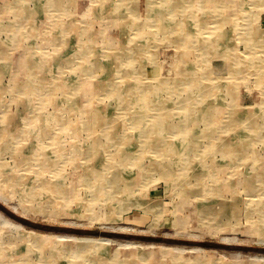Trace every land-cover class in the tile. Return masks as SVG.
<instances>
[{"label":"rangeland","instance_id":"1","mask_svg":"<svg viewBox=\"0 0 264 264\" xmlns=\"http://www.w3.org/2000/svg\"><path fill=\"white\" fill-rule=\"evenodd\" d=\"M59 1L66 3L65 10L67 5L69 6L67 13L60 17L63 18L66 29L68 25L71 27L69 34H72L70 37L72 46L61 43V34H55L54 23L55 25L60 23L50 16L54 11L41 9L42 6L45 8L47 0H0V171L2 168H8L15 173H11L10 184L7 180L0 178V214L3 215H0V218L2 217L0 219V253L3 264H99L102 258L105 259V264L119 262V264H264V185L260 187L256 185L257 187L248 193L245 191V186H240L239 182L249 177L256 182L257 176H254V173L264 171V139L259 136L264 134V48H262L264 47V0H203L204 2L196 3L191 7L185 5L184 1L187 0H183L184 6L173 9L179 10L175 16L180 22L178 31L186 33L182 41H179L177 32L164 31L160 23L153 25V22L148 19L147 12L150 7L156 12L159 10L168 12L163 7V0L151 2L150 0H122L126 4L120 0H112L107 5L105 2L101 4L100 0H95V3L93 0ZM170 10L173 12L172 9ZM131 11H135L136 15L131 14ZM171 12L169 11L170 14ZM114 14H116L115 19L111 18ZM55 15L58 18L59 15L57 13ZM121 15L126 16V21L131 20L125 32L121 29L123 22ZM203 19H206L205 22ZM251 27H255L254 30L258 28V34L252 33ZM16 29L18 32L16 31L15 34ZM247 36H250L253 42L244 41ZM226 37H229L228 41ZM90 39L96 44L93 45V52L89 53V58L84 56L83 62L78 59L79 61L73 65L66 63L62 65L63 69L60 67L61 71L58 66L50 62V58L56 52L65 53L70 46L75 52L81 41H85L88 45ZM14 40L15 42H12ZM209 40L213 43L216 52L211 56V60L203 61L205 58L203 50L207 49L205 47L210 43ZM66 42L68 43V39ZM2 46L7 48L4 50ZM97 49L99 52L95 53ZM110 51L113 52L115 59L103 60L102 71L95 74L97 69L93 67L96 65L91 63H95L98 58L102 61L105 59L104 54H110ZM134 51L138 53L136 58L133 55ZM224 51L227 53L225 54ZM180 52L182 55L186 54L181 59L184 61L183 75L187 76L185 82L187 80L191 87L184 84L178 85L165 95L162 93L159 82L168 80L173 83L177 80L178 71L172 67V63ZM25 54L32 55L41 68L36 71L37 75L33 74L32 86L28 89L31 90L40 78L45 82L55 78L57 84L55 89L50 88L48 91L40 88L42 93L39 97H35L27 94L16 84V81L18 83L23 81L24 76L14 71L16 66L13 67L12 61L14 58L22 59ZM84 62L93 69L94 74L80 79L79 73L82 69L79 65L85 64ZM141 62L143 75H136ZM234 62L239 70L241 62L247 63L249 66L246 68V73L234 76L236 78L228 75L226 66ZM250 62L263 63H260L262 65L260 68H255ZM154 65H158L157 70ZM73 70L78 74L72 72ZM230 70L233 71L232 66ZM261 70L263 72H260ZM236 71L238 70L235 69L233 72ZM256 71L260 74L257 75ZM112 73L114 76L111 80H116L117 83L121 84L124 79L128 85L135 81L136 84L142 82L144 86L150 87L151 95L154 94L153 98L156 102L162 101L164 97L167 98L166 103L171 106L169 107L171 111H167L168 129L166 131L161 128L163 131L161 133L164 140H167L166 144L174 145L172 153L167 151L168 153L164 152V155L160 152L155 156V148L150 154L142 150V144L138 139V141L135 140L136 134L138 137L137 128L133 127L129 121V117L135 115L134 108L130 110L129 107L125 108L121 105V100L111 99L105 89L100 94L93 93L91 96L85 94L89 83L103 84L108 75L112 76ZM155 73H158L159 80L154 79ZM70 81L78 82L79 85L76 84L78 90L76 87V90H73L74 84L70 86ZM237 86L238 89H236ZM105 87L108 89L107 85ZM15 92L18 94L16 95ZM190 98L191 104L186 103V100ZM129 99L135 106L137 103L134 102L135 98ZM36 106H40L39 109L47 116L59 114L60 110L69 111L71 107H76V110L83 109L84 113L95 112V109L101 108V117L114 118V120L107 122L104 127H98L94 135L99 138V141L113 145L104 143L108 149L105 152L97 151L87 160L82 159L84 157H75L76 149L86 144V140H89L91 136L88 127L86 131L77 130V133L74 130L77 126L81 128L78 123L85 119L81 111H71L73 115L67 116L65 122L67 126L69 124L70 130L61 126L54 132L50 130V133L42 134V136L26 135L20 129L21 125L26 124V120L32 117V110ZM167 109L168 107L164 108L161 105L152 107L150 112L156 116ZM192 111L195 113L191 116L193 119L207 115H209L208 118L212 116L216 118L212 117L215 121L211 118L212 121L208 123L202 119L197 122L200 132L206 131L209 135V138L204 137L199 149L208 153L210 157H206V160L202 156L201 162L196 166L202 169V177L205 179L201 183L193 184L191 181L185 184L182 183L184 182L182 169H186L183 164L185 157H180L178 154L179 147L184 145L183 140L186 141V139L176 130L178 126L182 128L183 121H179V115ZM217 114L219 116H216ZM9 116L14 118L10 121ZM236 117L240 121L234 123L233 119ZM186 123V128L191 126L190 122ZM252 124H255V128L258 127L255 131L252 130ZM7 125L11 129L6 130ZM262 127L263 130H261ZM186 128L183 130L185 134ZM6 132L17 135L6 136ZM105 132L109 135L108 139L103 136ZM221 138L236 143L239 155L232 154L223 158L220 155L223 149H218L216 153L213 150L214 144ZM114 142H119L120 145L115 146L117 143ZM40 146L43 149L56 146L58 148L47 149L49 150L47 153L53 156L54 154L63 155V157L54 160L55 166L52 162V165L44 168L45 161H42V156L33 155L36 152H33V149ZM175 152H177L176 155ZM23 155H32L33 159L30 162L23 161ZM109 155H112V158ZM106 162L107 174L115 172L117 175L116 177L108 176L109 180L104 187L105 194H99L102 195L101 197L93 188L95 181L96 185L100 183L98 178L97 180L92 178V182L89 183L90 180L84 181L80 177L84 169L93 165L101 166ZM116 162L118 165L112 168L111 164ZM206 162L210 164L209 171L206 170L209 166ZM252 168L255 172L251 171ZM186 170L184 171L190 178V169ZM218 176L221 180L213 184L212 180ZM117 177L120 178L118 182H116ZM55 185H59L58 187L64 185L68 190L61 192L62 189L56 188L54 191ZM192 188L194 190H191ZM37 191L39 193H36ZM183 191L187 194L183 195ZM190 192H193L194 196ZM223 204H226V208ZM143 205L150 206V209L147 208L148 211H144ZM32 233L42 238L46 237L47 251H51L54 247L61 249L65 245L75 243L76 239H60L57 234L92 237L96 251L91 249L87 251V248L78 249L83 252L82 258L75 254L64 253L62 256L46 258V263L41 261L42 254L37 245H33L37 248L30 246L34 249L32 252L24 251L25 242L29 241V237H24L34 235ZM233 240L234 242H231ZM99 245H101L100 249L97 247ZM71 248L76 247L71 246L67 250L70 251ZM75 251L77 252L76 249ZM90 251L92 253H89ZM90 256L93 258L89 259Z\"/></svg>","mask_w":264,"mask_h":264},{"label":"bare ground","instance_id":"2","mask_svg":"<svg viewBox=\"0 0 264 264\" xmlns=\"http://www.w3.org/2000/svg\"><path fill=\"white\" fill-rule=\"evenodd\" d=\"M101 1V4L103 3V2H105V5H107V4H110L111 3V1L112 0H100ZM120 1H122V0H120ZM152 0H150V2H151ZM215 1V0H214ZM213 1V2H214ZM218 1V0H217ZM223 1V0H222ZM96 1L95 0H93V3H95ZM98 2V1H97ZM122 2H124L125 4H126V2L125 1H122ZM163 2H164V5H163V7L165 8V10L166 11H168V12H164V11H154L151 7H150V10L147 12L148 13V19L149 20H151V22H153V25H159V23H160V25H161V27H163L164 28V31H167V32H177V35H178V38H179V41H182V40H184V35L186 34L185 32H184V30H183V32L184 33H181V32H179L178 31V29H179V26H180V22L179 21H177V19L175 18V16L177 15V13L176 12H179V10L178 11H174L173 9H175V8H181L182 6H184V2H185V5L187 4L188 6H192V5H195L196 3H201V2H204L203 0H187V1H184L183 2V0H163ZM182 2H183V4H182ZM149 3V2H148ZM216 4V3H215ZM256 4V3H255ZM66 3H63L62 1H57V0H47V2H46V6H45V8H44V6H42V10L44 9L45 11L47 10V11H49V9H51V10H53L54 12H53V14H50V16H52V17H54V19L55 20H57V21H59V23L60 24H56L55 25V23H54V29H55V34L56 33H58V34H61V43H63L64 45L66 44V46L68 45H70L71 44V46H72V42H70V37H71V35L72 34H69L70 33V30L69 29H71V27L68 25L67 26V29H68V32H67V29H66V27L63 25V22H64V20H63V18L62 17H60L61 15H64L65 13H67V9H68V5H67V11L65 10V8H66ZM120 5H122V4H120ZM153 5H154V3H153ZM222 5V4H221ZM259 5H261V4H259ZM159 6V5H158ZM204 6V5H203ZM207 6V5H206ZM224 6H226V5H224ZM224 6H222V7H224ZM40 7V6H39ZM9 8V7H8ZM156 8V6L154 7V9ZM157 8H159V7H157ZM204 8V7H203ZM170 9H172L173 10V12H171V10ZM206 9V8H205ZM221 9V8H220ZM219 9V10H220ZM9 10V9H8ZM157 10V9H156ZM2 11V10H1ZM169 11L171 12V14L169 13ZM3 12V11H2ZM115 11H113V13H114ZM117 12V11H116ZM188 12V11H187ZM216 12H217V10H216ZM50 13V12H49ZM57 13V15H59L58 16V18H56L55 16V14ZM90 13V12H89ZM100 13V12H99ZM99 13H97V14H99ZM191 13V12H190ZM112 14V13H111ZM131 14H134V15H136V12L135 11H131ZM170 14V15H169ZM249 14V13H248ZM4 15V14H3ZM49 15V14H48ZM223 15H224V13H223ZM47 16V15H46ZM95 16V15H94ZM219 16H221L220 14H219ZM202 17V16H201ZM1 18H3V17H1ZM94 18V17H93ZM111 18H116V14H114V16L112 15V17ZM121 18L123 19L122 21V23H121V29H122V31H126V27H127V25H129V24H131L130 22H131V20L130 21H126L127 19H126V16H122L121 15ZM224 19L226 18V17H223ZM49 19V18H48ZM62 19V20H61ZM53 20V19H52ZM54 20V21H55ZM61 20V21H60ZM188 20V19H187ZM186 20V21H187ZM204 20V19H203ZM206 20V19H205ZM205 20H204V22H205ZM220 20H222L223 21V19H220ZM227 20V19H226ZM82 21V20H81ZM185 21V22H186ZM229 21V20H228ZM231 21V20H230ZM47 22V21H46ZM53 22V21H52ZM83 22V21H82ZM188 22V21H187ZM193 22H194V20H193ZM202 22V21H201ZM5 23V22H4ZM51 23V22H50ZM220 23V22H219ZM205 24H207V23H205ZM222 24V23H221ZM224 24V23H223ZM226 24V23H225ZM22 24H20V26H21ZM1 26V25H0ZM118 26V25H117ZM184 26V25H183ZM186 26H188V25H186ZM208 26V25H207ZM14 27H15V25H14ZM130 27V26H129ZM220 27V26H219ZM8 28H10V27H8ZM90 28V27H89ZM200 28V27H199ZM254 28L255 27H251V29H252V33L253 32H255V33H257L258 34V32H259V29L258 28H256L255 30H254ZM75 30V29H74ZM120 30V29H119ZM181 30H182V28H181ZM190 30V29H189ZM254 30V31H253ZM11 31V30H10ZM17 31V29L16 30H14V32H15V34L18 32H16ZM89 31V30H88ZM237 31V30H236ZM79 32H80V30H79ZM229 32V31H228ZM249 32V31H248ZM25 33V32H24ZM88 33V32H87ZM181 33V34H180ZM225 33V32H224ZM254 33V34H255ZM190 34V33H189ZM222 34V33H221ZM247 34V33H246ZM251 34V33H250ZM257 34H255V35H257ZM261 34V33H260ZM93 35V34H92ZM224 35V34H223ZM248 35V34H247ZM43 36V35H42ZM69 36V37H68ZM98 36V35H97ZM227 36H228V33H227ZM26 37V36H25ZM76 37V36H75ZM88 37H90V36H88ZM93 37V36H92ZM100 37V36H99ZM256 37H258V36H256ZM264 37V36H263ZM97 38V37H96ZM218 38H219V36H218ZM227 38V37H226ZM251 37L249 36H247V38L244 40V41H249V40H251L250 39ZM67 39H68V43L66 42L67 41ZM101 39V38H100ZM195 39V38H194ZM224 39V38H223ZM228 39H229V37L227 38V41H228ZM17 40V39H16ZM18 40H19V38H18ZM149 40H151L150 38H149ZM193 41H195V40H193ZM210 41V40H209ZM252 41V40H251ZM12 42H15V40L14 41H12ZM53 42V41H52ZM89 42V44L87 45L86 43H85V41H81L80 42V45H78V49L75 51V52H73V48L70 46V49H68L65 53H62L61 51L60 52H56V50H55V52H56V54L55 55H53L51 58H50V62H52V63H54V66H58V69L61 71V69H60V67L62 68V65H64V64H66V63H68V65H73V63H76V62H78L79 60L78 59H81L82 60V62H83V60H84V56L86 57V58H89V53H92L93 51H92V49H93V45L94 44H96V43H94V41H92L91 39H90V41H88ZM202 42V41H201ZM212 42H214V41H212ZM243 42V41H242ZM253 42V41H252ZM7 43V42H6ZM23 43V42H22ZM217 43V42H216ZM1 44V43H0ZM53 44V43H52ZM188 44V43H187ZM204 44V43H203ZM234 44V43H233ZM247 44H248V42H247ZM3 45V44H2ZM14 45V44H13ZM23 45V44H22ZM48 45H49V43H48ZM118 45V44H117ZM228 45V44H227ZM238 45V44H237ZM244 45V44H243ZM250 45V44H249ZM74 46V45H73ZM213 43H211V41H210V43H208V45L205 47V48H207L206 50H203V51H205L204 52V55H205V58H203V61L204 60H211V56L216 52V50H215V48H213ZM48 47H50V46H48ZM110 47V46H109ZM121 47H122V45H121ZM187 47V46H186ZM203 47V46H202ZM2 48L4 49V48H7V47H5V46H2ZM26 48V47H25ZM192 48V47H191ZM189 49L190 51L193 49ZM201 48V47H200ZM199 48V49H200ZM204 48V49H205ZM224 48H225V45H224ZM227 48V47H226ZM234 48V47H233ZM262 48H264V47H262ZM218 49V48H217ZM230 49V48H229ZM5 50V49H4ZM132 50V49H131ZM184 50V49H183ZM201 50V49H200ZM199 50V51H200ZM220 50V49H219ZM7 51V50H6ZM112 51V50H111ZM110 51V54L109 53H107V54H104V56L103 57H105V59H102V61H100V59L98 58L96 61H95V63H91V64H93V65H96L95 67H93L94 69H97L96 71V73L95 74H97L98 72H100V71H102V69H103V66H102V63H104L103 62V60L104 61H107V60H111L112 58L113 59H115L114 58V55H113V52H111ZM185 51V50H184ZM202 51V52H203ZM13 52V51H12ZM25 52V51H24ZM34 52V51H33ZM42 52V51H41ZM97 52H99V50L97 49V51L95 52V53H97ZM189 52V51H188ZM222 53V52H221ZM224 53L226 54L227 53V51H224ZM228 53H229V50H228ZM240 53V52H239ZM2 54V53H1ZM23 53H21V55H22ZM235 54H237V53H235ZM3 55V54H2ZM2 55H1V57H2ZM8 55V54H7ZM26 55V54H25ZM24 55V56H25ZM94 55H96V54H94ZM133 55H134V58H136V57H138V53L137 52H133ZM186 55V54H185ZM185 55L183 54H181V52H180V54H177L176 56V59L174 60V62L172 63V67L174 68V69H176V71H178V78H176L177 80L175 81V82H168V80H166V81H160L159 82V85H161V89L163 90V92L162 93H165V95L166 94H168L169 93V91H171V90H173L174 89V87L175 86H178V85H180V86H183V84L185 85V86H187V87H191V85H190V83H188L187 82V80H186V82H185V79L187 78V76H185V75H183V70H184V68L182 67V64H183V60H181L182 59V57L184 56L185 57ZM194 55V54H193ZM215 55V54H214ZM221 55H223V54H221ZM231 55V54H230ZM4 56V55H3ZM23 56V58L21 59V58H14L13 59V61H12V65H13V67L14 66H16V68H15V70L14 71H16L17 73H19L20 74V76H24V80L23 81H20L19 83H18V81H16V84L19 86V87H21L22 89H24L25 91H26V93L27 94H32L33 96H35V97H39L40 95V93H42L41 92V89L40 88H42L43 90H50V88L51 89H53L54 87H55V85H56V87H57V84H56V82H55V78L52 80H48V81H43L42 80V78H40V79H38V81L35 83V85H34V87L30 90V89H28V88H30V86H32L31 85V82H33V80H32V77H34V75L33 74H35V75H37V72L36 71H38L39 69H41V68H39L40 66H39V64H37V61L34 59V57L32 56V55H26L27 57L25 58ZM20 57V56H19ZM98 57V56H97ZM231 57V56H230ZM6 58V57H5ZM4 58V59H5ZM196 58V57H195ZM220 58V57H219ZM218 58V59H219ZM236 58H238L237 56H236ZM252 58H250V60H251ZM49 60V59H48ZM194 60V59H193ZM214 60V59H213ZM258 60V59H257ZM236 61V60H235ZM45 62V61H44ZM85 64H80L79 66H80V69H82L81 70V73H79V75L81 76V78L80 79H82V77L84 78L85 76H87V77H89L90 75L92 76V74H94L92 71H93V69L92 68H89L88 67V64L86 63V62H84ZM238 63V62H237ZM251 63V62H250ZM253 63V66L255 67V68H260L262 65L260 64V63H263V62H252ZM251 63V64H252ZM1 64V63H0ZM4 64V63H3ZM10 64V63H9ZM16 64V65H15ZM152 64H154V63H152ZM176 64V65H175ZM236 63L234 62V63H229V66H226V71H227V74L229 75H231L233 78H236V77H234V76H238L239 74L240 75H243L244 74V72L246 73V71H247V66H249L247 63H240V70L239 69H237V67H236V65H235ZM51 65V64H50ZM141 65H142V62H141V64L138 66V68H137V71H136V75H139V74H142L143 75V72H142V68H141ZM171 65V64H170ZM233 67V71L236 69V70H238V71H236L235 73L233 72V71H231L230 69H231V66ZM158 65H154V67H156V70H157V67ZM168 66V65H167ZM143 67V66H142ZM177 67V68H176ZM204 67V66H203ZM211 67H213V66H211ZM13 68V69H14ZM55 68V67H54ZM146 68H150V67H148V66H146ZM253 68V67H252ZM56 69V68H55ZM63 69V68H62ZM160 69V68H159ZM196 69V68H195ZM208 69V68H207ZM249 69V68H248ZM71 70H72V68H71ZM210 70V69H209ZM11 71V70H10ZM104 71V70H103ZM146 71V70H145ZM169 71V70H168ZM175 71V72H176ZM185 71V70H184ZM241 71V72H240ZM13 72V71H12ZM72 72H75V70H73ZM174 72V71H173ZM173 72H172V74H173ZM250 72V71H249ZM255 72V71H254ZM256 72H258L257 73V75L258 74H260V72H263L262 70L259 72V71H256ZM28 73V74H27ZM48 73V72H47ZM46 73V74H47ZM206 73H208V72H206ZM226 73V72H225ZM251 73V72H250ZM75 74H78L77 72H75ZM128 74V73H127ZM157 74L158 73H155L154 74V76H156L154 79L155 80H159V76H157ZM189 74V73H188ZM212 74V73H211ZM252 74V73H251ZM51 75V74H50ZM49 75V76H50ZM196 75V74H195ZM200 75V74H199ZM216 75V74H215ZM254 75V74H253ZM27 76V77H26ZM79 76V77H80ZM109 77L108 78H106V80H105V82H106V84H105V82L103 83V84H99V83H89V88H88V91H85V94L87 95H92L93 93L96 95L97 93H99L100 94V92L103 90V89H105L106 90V92L108 93V95L110 96V98L111 99H114L115 101H116V99L117 100H121V105L122 106H124L125 108H127V107H129V109L130 110H132L133 108H134V111H135V115H134V117L132 116V117H129L130 119H129V121H130V123H132L133 124V127H135V128H137L136 129V132H138V137H137V134H136V136H135V140H139V142H140V144H142V150L144 149V151H146V152H148L149 154L150 153H152L153 152V150H154V148H155V151H154V154H155V156H157V154H159L160 152L161 153H163L164 154V152H166V153H168L167 151H170L171 153H172V151L171 150H173L175 147H174V145H168V144H166V141L164 140V137H163V135H162V133L161 132H163V131H161V128H164L166 131H167V129H168V125H167V122H168V115H167V111L169 112V111H171L170 110V108L169 107H171L170 105L168 106V104L166 103V101H168L167 100V98H163L162 99V101H160V100H158L157 102L156 101H154V94H152L151 95V88L150 87H146V86H144L143 85V83L142 82H139V83H137L136 84V82L134 81V83L132 82V84L131 85H128V83H127V81L126 80H124V79H122V81H121V84L120 83H117V81L116 80H114V81H112L111 80V77H113L114 76V73H112V76H110V75H108ZM128 75H126V77H127ZM190 76V75H189ZM193 76V75H192ZM211 76H213V74L211 75ZM53 77V76H52ZM86 77V78H87ZM172 77H173V75H172ZM227 77V76H226ZM240 77V76H239ZM263 77V76H262ZM23 78V77H22ZM72 78H77V77H72ZM165 78V77H164ZM202 78V77H201ZM204 78V77H203ZM202 78V79H203ZM209 78V77H208ZM213 78V77H212ZM219 78V77H218ZM217 78V79H218ZM18 79V78H17ZM37 79V78H36ZM140 79V77L138 78V80ZM169 79H171V78H169ZM213 80H215V79H213ZM212 80V81H213ZM203 81V80H202ZM239 81V80H238ZM242 81V80H241ZM75 81H70V86H71V84H74V86L72 87L73 88V90L75 89L76 90V88H77V90H78V87L76 86V84L78 83H74ZM190 82V81H189ZM204 82V81H203ZM218 82V81H217ZM264 82V81H263ZM63 83H65V82H63ZM207 83V82H206ZM239 83V82H238ZM194 84V83H193ZM60 85V84H59ZM77 85H79V84H77ZM85 85V84H84ZM107 85V87H108V89H106V86ZM195 85V84H194ZM208 85V84H207ZM216 85H217V83H216ZM239 85V84H238ZM200 86V85H199ZM198 86V87H199ZM218 86V85H217ZM12 87V86H11ZM16 87V86H15ZM64 87H66V86H64ZM63 87V88H64ZM76 87V88H75ZM84 87V86H83ZM211 87V86H210ZM1 88V87H0ZM70 89H71V87H69ZM79 88H80V86H79ZM85 88V87H84ZM262 88V87H261ZM260 88V89H261ZM12 89V88H11ZM20 89V88H19ZM55 89V88H54ZM57 89V88H56ZM81 89V88H80ZM86 89V88H85ZM194 89H195V87H194ZM236 89H238V86H237V88ZM259 89V88H258ZM12 90H14V89H12ZM28 90H30V92H28ZM62 90V89H61ZM191 90V89H190ZM189 90V91H190ZM264 90V89H263ZM20 91V90H19ZM237 91V90H236ZM72 92V91H71ZM14 93V92H13ZM12 93V94H13ZM191 93V92H190ZM199 93V92H198ZM203 93V92H202ZM212 93V92H211ZM217 93V92H216ZM15 94L17 95L18 93H16L15 92ZM22 95V94H21ZM24 95V94H23ZM201 96V95H200ZM31 97V96H30ZM43 97V96H42ZM130 97H132V98H135L134 99V102H137V103H135V106H134V104L133 103H131V100L129 99ZM193 98V97H192ZM58 99V98H57ZM194 99V98H193ZM236 99V98H235ZM29 100H30V98H29ZM192 99L190 98L189 100H186V103H189V104H191V101ZM21 101V100H20ZM234 101H236V100H234ZM263 101V100H262ZM27 102V101H26ZM54 103H55V101H53ZM170 102H171V100H170ZM35 103V102H34ZM160 105H159V104ZM165 104H167V106L165 105ZM184 104V103H183ZM195 104V103H194ZM263 104V103H262ZM27 105V104H26ZM41 105V104H40ZM73 105V104H72ZM162 105V107H164V108H167L168 107V109L167 110H165V112H161V113H158V114H156V116H153L152 114H151V112L150 111H152V107H158V106H161ZM37 107V106H36ZM34 108L33 110H32V113H33V115H32V117L30 118V119H28V120H26L25 122H26V124H24V125H21L22 127L20 128V129H22L21 131L22 132H24V133H26V135L27 134H36V136H42V134H48V133H50V130L51 131H55V129L56 128H60L61 126H63L66 130H70L71 128H69V124H68V126H67V124H66V119H67V116H69V117H71L73 114L71 113V111H81V114L85 117V119L86 118H88L87 120H85L84 118V120L83 121H81V123H78V124H80L81 125V128H78V126H77V128L76 129H74L75 130V132L77 131V130H84V131H86V130H90L91 131V136H90V138H89V140L87 139L86 140V144H83L80 148H77L76 149V154H74L75 155V157H84V158H82V159H85V160H87L89 157H91L93 154H96V152L97 151H101V152H105L108 148L106 147L107 145H109V146H111V145H113V144H111V143H105V141H99V138L98 137H95L96 135H94L95 133H96V129H98V127H104V125L105 124H107V122H110V121H113L114 120V118L113 119H107V117H101V114H102V111L100 110V109H95L94 111L95 112H92V111H90L89 113H84V111H83V109L82 110H76L77 108L76 107H71L70 108V110L69 111H64V110H60L61 112L59 113V114H53V115H49V116H47L46 114H45V112H42V110L41 109H39V107H37V108ZM92 108H94V107H92ZM203 108V107H202ZM205 108V107H204ZM203 108V109H204ZM124 109V108H123ZM172 109V108H171ZM184 109H185V105H184ZM194 109V108H193ZM199 109V108H198ZM206 109V108H205ZM211 109V108H210ZM68 110V109H67ZM124 110H126V109H124ZM158 110V109H157ZM160 110V109H159ZM187 110H190V109H187ZM56 112V111H55ZM158 112V111H157ZM185 112V111H184ZM200 112V111H199ZM28 113V112H27ZM31 113V114H32ZM219 113V112H218ZM193 114H195V113H193V111L192 112H187V113H185V114H180L179 115V121H183V123H182V128L180 127V126H178V128H177V132H179L180 134H181V136H183L184 137V139H186V141L185 140H183L184 141V145L183 146H181V147H179V154H178V156H183V157H185V158H183V160H184V162H183V164H184V166H186V169L185 168H183L182 170H183V175H184V178H183V181L184 182H182V183H188L189 184V182L191 183V181H192V183L194 184L195 182H203V179H205L204 177H202V169H199L198 167H196L197 165H198V163L199 162H201V159H202V156L206 159V157H210L209 155H208V153H204L203 152V150H201V149H199L201 146H202V141H203V139H204V137H208L209 138V135H207L206 134V131L203 133V132H200L201 130H199V128L197 127V125L199 124H197V122H200L201 121V119L203 120V121H205L206 123H208V122H211L212 120H211V118L212 117H214V118H216L215 116H212L211 118H208L209 117V115H207V116H204V117H199V118H191V116L193 115ZM213 114V113H212ZM244 114V113H243ZM257 114H258V112H257ZM198 115V114H197ZM240 115V114H239ZM26 116V115H25ZM194 116V115H193ZM216 116H219V114H217ZM259 116V115H258ZM29 117H30V115H29ZM28 117V118H29ZM64 117H66L65 119H64ZM198 117V116H197ZM237 117H239V116H237ZM236 117V119H233L234 120V123H237L238 121H240V119L239 118H237ZM9 119H10V121L14 118H12V117H8ZM214 118H212V119H214ZM263 119H264V116H263ZM23 120H24V118H23ZM20 121V120H19ZM214 121H215V119H214ZM213 121V122H214ZM186 122H190L191 124H189V125H191V126H187V128H186V125L185 124H187ZM262 122V121H261ZM264 122V121H263ZM228 123V122H227ZM254 125L255 124H252V130L253 131H255V129L256 128H258L257 126H256V128L254 127ZM8 127L6 128V130H9V129H11V127L9 126V125H7ZM67 126V127H66ZM264 126V125H263ZM87 127H88V129H87ZM180 127V128H179ZM189 127V128H188ZM220 127V126H219ZM219 127L217 128V129H219ZM260 127V126H259ZM172 128V127H171ZM184 128H186V134L185 133H183V130H184ZM210 128V127H209ZM222 128V127H221ZM3 129H4V126H3ZM15 129V128H14ZM6 130H3V131H6ZM175 130V129H174ZM214 130V129H213ZM261 130H263V127L261 128ZM176 131H174V132H176ZM203 131V130H202ZM21 132V133H22ZM220 132V131H219ZM2 133V132H1ZM77 133V132H76ZM201 133H203V134H201ZM3 134H4V132H3ZM14 134H16V133H7L6 132V136H14ZM206 134V135H205ZM213 134V133H212ZM17 135V134H16ZM25 135V134H24ZM111 135V134H110ZM202 135V136H201ZM103 136H105V137H107V139L109 138L108 136V133H104V135ZM172 136V135H171ZM260 136V138H263L264 139V134H261V135H259ZM19 137V136H18ZM17 137V138H18ZM170 137V136H169ZM41 138V137H40ZM111 138V137H110ZM194 138V139H193ZM20 139V138H19ZM131 139V138H130ZM166 139V138H165ZM178 139H180L179 137H178ZM17 140V139H16ZM22 140V139H21ZM137 140V141H138ZM217 140V139H216ZM227 139H225V138H221L220 140H218L215 144H214V151L216 152L218 149H223V150H221V151H223V152H219L220 153V155L223 157V158H226V156L228 155V156H231L232 154H234L235 156H238L239 155V150H238V147H237V145H236V143H232V142H229V141H226ZM40 141V140H39ZM263 141V140H262ZM89 142V143H88ZM174 142V141H173ZM21 143V142H20ZM41 143V142H40ZM104 143L105 144H107L106 146L104 145ZM114 143H117V142H114ZM119 143V142H118ZM115 144V146L116 145H120V143L119 144ZM171 143V142H170ZM208 144V143H207ZM210 144V143H209ZM156 145V146H155ZM166 145V146H165ZM208 146V145H207ZM206 146V147H207ZM25 147V146H24ZM50 148H58V147H50ZM50 148H47V149H50ZM167 148V149H166ZM46 148L45 149H43L41 146L39 147V148H35V149H33V152L34 151H36V152H34V154L33 155H36V156H42V161L44 162L43 164H45V166H44V168H46V166L47 165H52L51 163L53 162V165H54V160L55 159H57V158H62L63 157V155H56V154H54L55 156H53L52 154H48L47 153V151H49V150H47ZM208 149V148H207ZM25 150V149H24ZM31 150V149H30ZM46 150V151H45ZM166 150V151H165ZM143 151V152H144ZM175 151H177V150H175ZM200 151V152H199ZM40 152H42V154L40 153ZM215 152H214V155H215ZM23 153V152H22ZM28 153V152H27ZM36 153V154H35ZM44 153V154H43ZM139 153V152H138ZM141 153V152H140ZM176 153L177 152H175V155H176ZM217 153V152H216ZM31 154V153H30ZM37 154H39V155H37ZM72 154V153H71ZM134 154V153H133ZM212 154V153H211ZM66 155V154H65ZM113 155V154H112ZM112 155H109L111 158H112ZM131 155V154H130ZM165 155V154H164ZM163 155V156H164ZM219 155V156H220ZM32 155H30V156H28V155H23V157H22V160L23 161H27V162H30V160H32L33 158L31 157ZM114 156V155H113ZM132 156H135V155H132ZM154 156V155H153ZM162 156V155H161ZM162 156V157H163ZM167 156V155H166ZM66 157V156H65ZM109 157V158H110ZM126 157V156H125ZM129 157V156H128ZM127 157V158H128ZM136 157V156H135ZM170 157V156H169ZM68 158V157H67ZM80 158H79V160H80ZM158 158V157H157ZM36 159V158H35ZM65 159V158H64ZM114 159V158H113ZM167 159V158H166ZM231 159V158H230ZM53 160V161H52ZM110 160V159H109ZM115 160V159H114ZM132 160V159H131ZM207 160V159H206ZM107 162H108V160H106ZM135 161V160H134ZM18 162V161H17ZM107 162L104 164V165H101V166H97V167H95L96 165H93V166H91V167H88L87 169H84L85 171L83 172V175L80 177V178H82L81 180H84V181H88V180H90V182L89 183H91L92 181L91 180H93L92 178H94V179H96L97 180V178L99 179V181H100V183L98 184V185H96L95 184V182L93 183V188H95L96 190H97V195H99V194H105V190H104V187H105V184H106V182L109 180V177L108 176H111V177H116V175H117V173L115 174V172L112 174H107V168L105 167L106 165H107ZM133 162V161H132ZM178 162V161H177ZM204 163H205V161H203ZM22 163V162H21ZM78 163V162H77ZM120 164H122L121 162H119ZM130 163V162H129ZM197 163V164H196ZM203 163V164H204ZM207 163V165H209V166H207V168H206V170L207 171H209L208 170V167H210V164L208 163V162H206ZM160 164V163H159ZM158 164V165H159ZM177 164V163H176ZM112 166V168L113 167H115V166H117L118 165V163L116 162V163H114V164H111ZM131 165V164H130ZM161 165H162V163H161ZM188 165V166H187ZM205 165V164H204ZM39 166V165H38ZM43 166V165H42ZM55 166V165H54ZM120 166V165H119ZM20 167H21V165H20ZM52 167V166H51ZM175 167H176V165H175ZM188 167V168H187ZM48 168V167H47ZM173 168V167H172ZM181 168H182V166H181ZM24 169V168H23ZM51 169V168H50ZM53 169V168H52ZM60 169V168H59ZM109 169V168H108ZM160 169H162L161 167H160ZM164 169V168H163ZM190 169V170H189ZM110 170V169H109ZM184 170H186V171H190V174H189V176H191L190 178H188V176L186 175V173H185V171ZM57 171V170H56ZM59 171V170H58ZM176 171H178V170H176ZM179 171H181V170H179ZM251 171L252 172H255V169L254 168H252L251 169ZM1 173H0V178H2V179H5V180H7V183L8 184H10V181H11V173L13 172V174H15L14 173V171H12V170H10V169H8V168H2L1 169V171H0ZM77 172V171H76ZM119 172V171H118ZM37 173V172H36ZM39 173V172H38ZM53 173V172H52ZM178 173H180V172H178ZM210 173V172H209ZM40 174V173H39ZM49 174V173H48ZM170 174V173H169ZM181 174V173H180ZM66 175V174H65ZM78 175V174H77ZM211 176V175H210ZM217 176V175H216ZM253 176V175H252ZM254 176H257L256 177V182H254V180H251L252 178H245V180H240L239 182H240V186H245L244 188H245V191L246 192H248V193H251L250 191L252 190V189H254V187H257L256 185H258V187H260V186H262V185H264V171L262 172V171H259V172H256V173H254ZM39 177V176H38ZM75 177V176H74ZM40 178V177H39ZM57 178V177H56ZM72 179V178H71ZM118 179H120L119 177H117L116 178V182H118L117 180ZM182 179V178H181ZM188 179V180H187ZM16 180V179H15ZM79 180V179H78ZM115 180V179H114ZM179 180V179H178ZM208 180H210V179H208ZM219 180H221L220 179V177L218 176V177H214V179L212 180V183L214 184V183H217ZM227 180V179H226ZM262 180V181H261ZM55 181V180H54ZM206 181V180H205ZM215 181H217V182H215ZM225 181V180H224ZM22 182V181H21ZM24 182V181H23ZM39 182H41V181H39ZM51 182V181H50ZM60 182V181H59ZM81 182V181H80ZM208 182H210V181H208ZM103 183V184H102ZM227 183V182H226ZM40 184V183H39ZM42 184H43V182H42ZM42 184H40V185H42ZM177 184V183H176ZM176 184H174V185H176ZM179 184H181V183H179ZM44 185H46V183L44 184ZM109 185V184H108ZM50 186V185H49ZM59 185H55V188L53 189L54 191H55V189L56 188H58L59 190H63V191H61V192H66L68 189H66V186H60V187H58ZM207 186V185H206ZM35 187V186H34ZM92 187V186H91ZM204 188V187H203ZM214 187L212 186V189H213ZM106 189V188H105ZM110 189V188H109ZM177 189V188H176ZM190 189V188H189ZM37 190H39L38 188H37ZM191 190H194L193 188L191 189ZM16 191V190H15ZM182 191V190H181ZM188 191V190H187ZM199 191V190H198ZM184 192V191H183ZM182 192V193H183ZM200 192V191H199ZM36 193H39L38 191L36 192ZM191 193V192H190ZM193 193V192H192ZM191 193V194H192ZM198 193V192H197ZM31 194H32V192H31ZM187 193H185L184 192V194L183 195H186ZM194 194V193H193ZM192 194V195H193ZM29 195V194H28ZM196 195V194H195ZM210 195V194H209ZM212 195V194H211ZM27 196V195H26ZM51 196H52V193H51ZM99 196H101L102 197V195H99ZM194 196V195H193ZM40 197V196H39ZM42 197V196H41ZM198 197V196H197ZM196 197V198H197ZM29 198V197H28ZM67 198H68V196H67ZM194 198V197H193ZM209 198H211V196L209 197ZM122 199V198H121ZM28 200V199H27ZM31 200H32V198H31ZM45 200V199H44ZM49 200V199H48ZM125 200V199H124ZM130 200H132V199H130ZM129 200V201H130ZM30 201V200H29ZM38 201V200H37ZM126 201V200H125ZM54 202V201H53ZM225 203H226V201H224ZM31 203V202H30ZM36 203V202H35ZM46 203H48V202H46ZM124 203V202H123ZM130 204V203H129ZM132 204H133V202H132ZM36 205V204H35ZM34 205V206H35ZM128 205V204H127ZM224 205V208H226V204H223ZM141 206V205H140ZM144 206V205H143ZM210 206H211V204H210ZM145 207V210L144 211H148V209L147 208H149L150 209V206H148V205H145L144 206ZM222 207V206H221ZM38 207H36V209H37ZM41 209H43V207H40ZM133 208H134V206H133ZM206 208V207H205ZM39 209V208H38ZM130 209H131V207H130ZM144 209V208H143ZM220 209V208H219ZM203 210V209H202ZM213 210V209H212ZM223 210V209H222ZM42 211V210H41ZM44 211V210H43ZM142 211V210H141ZM204 211V210H203ZM225 211H227L226 209H225ZM36 212V211H35ZM208 212V211H207ZM210 212V211H209ZM212 212V211H211ZM220 212V211H219ZM229 212V211H228ZM43 214V213H42ZM209 214V213H208ZM212 214V213H211ZM0 215H2V214H0ZM153 215V214H152ZM223 215V214H222ZM222 215H220V217L222 216ZM227 215V214H226ZM3 216V215H2ZM5 217V216H4ZM2 218V217H1ZM0 218V219H1ZM5 219H6V217H5ZM221 219V218H220ZM7 220H9V219H7ZM10 221V220H9ZM2 222V221H1ZM4 222V221H3ZM152 223V222H151ZM14 224V223H13ZM154 224V223H153ZM264 224V223H263ZM21 225V224H20ZM183 227V226H182ZM13 231V230H12ZM32 232V231H31ZM32 234H34V233H32ZM40 235V234H39ZM56 235V234H55ZM36 236V237H35ZM41 236V235H40ZM57 236L60 238V239H69V238H74V240H75V243H71V245H69V246H64V248H53V249H51V251H47V249L45 248V244H47L48 242L46 241V237L45 238H42V237H39L38 235H27V236H25L24 238H28L29 237V241L28 242H25V244H26V247L24 248V251L25 252H32V250H34V249H31L30 248V246L32 245H37L38 247H40L38 250L41 252V261H46V258H50V257H57V256H62L64 253H71V254H75V255H77V256H79V257H83L84 255H83V252L82 251H79L78 249H83V248H87V251L89 250V249H91V250H95V242H94V239L92 238V237H89V238H86V237H84V238H82V237H77V236H75V235H61V234H57ZM33 237H35V238H33ZM47 237H49V236H47ZM52 238V237H51ZM235 238V237H234ZM57 239V238H56ZM82 240V241H81ZM108 239H106V241H107ZM234 240H236V239H234ZM234 240L233 241H231V242H234ZM102 241H105V240H103L102 239ZM50 242V241H49ZM226 242V241H225ZM227 243H229V241L227 242ZM39 244H40V246H39ZM233 244V243H232ZM76 247L75 249L77 250V252L75 251V249L73 248H71V252L70 251H68L67 249H68V247L70 248V247ZM165 246V245H164ZM34 247V246H33ZM47 247V246H46ZM51 247V246H50ZM97 247H99V249L101 248V245H99V246H97ZM34 248H37L36 246L34 247ZM164 248V247H163ZM177 248V247H176ZM169 249V248H168ZM171 249V248H170ZM192 249V248H191ZM174 249H172V251H173ZM176 250H178V249H176ZM175 250V251H176ZM187 250V249H186ZM72 251H74V252H72ZM96 251V250H95ZM179 251H180V249H179ZM163 252H164V250H163ZM89 253H92L91 251L89 252ZM237 253V252H236ZM239 254V253H238ZM83 255V256H82ZM88 255H90V254H88ZM183 255V254H182ZM148 256V255H147ZM260 257V256H259ZM42 258H43V260H42ZM91 258H93V256H90L89 257V259H91ZM180 258V257H179ZM261 258V257H260ZM25 259V258H24ZM123 259V258H122ZM138 259V258H137ZM112 260H113V258H112ZM123 260H125V259H123ZM21 261V260H20ZM93 261V260H92ZM105 259H100L99 260V262L100 263H102V264H105ZM138 261V260H137ZM148 262V261H147ZM46 263H47V261H46ZM99 263V264H100ZM120 263V262H119ZM118 263V264H119ZM164 263V262H163ZM0 264H3V262H2V256H1V253H0ZM148 264V263H147ZM154 264V263H153ZM165 264V263H164ZM171 264V263H170Z\"/></svg>","mask_w":264,"mask_h":264}]
</instances>
